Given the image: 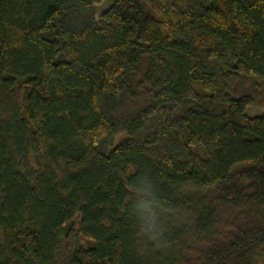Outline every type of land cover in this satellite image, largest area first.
<instances>
[{
    "label": "trees",
    "instance_id": "trees-1",
    "mask_svg": "<svg viewBox=\"0 0 264 264\" xmlns=\"http://www.w3.org/2000/svg\"><path fill=\"white\" fill-rule=\"evenodd\" d=\"M103 1L0 0V264H264V0Z\"/></svg>",
    "mask_w": 264,
    "mask_h": 264
},
{
    "label": "rangeland",
    "instance_id": "rangeland-1",
    "mask_svg": "<svg viewBox=\"0 0 264 264\" xmlns=\"http://www.w3.org/2000/svg\"><path fill=\"white\" fill-rule=\"evenodd\" d=\"M111 5L110 0H104L101 4L96 5V14L95 17H98L103 11H105ZM261 110L257 108H248L246 113L248 116H256L261 114ZM122 137H119L116 141H119Z\"/></svg>",
    "mask_w": 264,
    "mask_h": 264
},
{
    "label": "clouds",
    "instance_id": "clouds-1",
    "mask_svg": "<svg viewBox=\"0 0 264 264\" xmlns=\"http://www.w3.org/2000/svg\"><path fill=\"white\" fill-rule=\"evenodd\" d=\"M162 236V233L159 234H153L152 236H150L149 238L152 240H157L158 238H160Z\"/></svg>",
    "mask_w": 264,
    "mask_h": 264
}]
</instances>
